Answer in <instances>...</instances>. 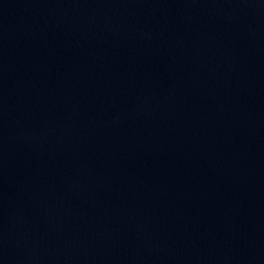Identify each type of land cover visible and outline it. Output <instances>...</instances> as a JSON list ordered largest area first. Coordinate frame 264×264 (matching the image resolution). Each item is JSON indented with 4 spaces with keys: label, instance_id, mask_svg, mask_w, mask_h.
<instances>
[{
    "label": "water",
    "instance_id": "obj_1",
    "mask_svg": "<svg viewBox=\"0 0 264 264\" xmlns=\"http://www.w3.org/2000/svg\"><path fill=\"white\" fill-rule=\"evenodd\" d=\"M0 264H264V0H0Z\"/></svg>",
    "mask_w": 264,
    "mask_h": 264
}]
</instances>
